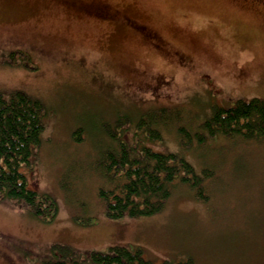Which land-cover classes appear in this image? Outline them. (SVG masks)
<instances>
[{"label": "rangeland", "instance_id": "374dc122", "mask_svg": "<svg viewBox=\"0 0 264 264\" xmlns=\"http://www.w3.org/2000/svg\"><path fill=\"white\" fill-rule=\"evenodd\" d=\"M263 2L0 0V92L44 102L43 141L23 170L57 204L45 220L0 201V264H43L59 243L140 247L154 264H264V140L199 128L216 107L264 100ZM161 108L181 119L149 144L184 154L207 177V201L180 183L162 212L111 218L99 194L107 132L118 115L130 129Z\"/></svg>", "mask_w": 264, "mask_h": 264}, {"label": "trees", "instance_id": "16d2710c", "mask_svg": "<svg viewBox=\"0 0 264 264\" xmlns=\"http://www.w3.org/2000/svg\"><path fill=\"white\" fill-rule=\"evenodd\" d=\"M47 108L43 101L23 91L0 92V201H16L41 219H52L57 204L49 194L33 188L23 170L30 166L43 141ZM181 110H150L131 122L118 115L107 132L109 144L102 147L98 166L107 182L99 190L111 218L148 217L162 212L178 184L198 188L197 198L207 201V177L197 173L184 154L154 150L150 142L162 139L161 127L172 128ZM210 135L243 140H264V100L239 99L233 106L216 107L199 127ZM183 130V129H182ZM180 130V131H182ZM79 131V130H78ZM127 132L131 136H127ZM201 143L200 133L193 135ZM183 138V137H182ZM204 177H202V176ZM43 264H154L140 247L116 245L106 252L81 253L68 244H55ZM163 264H194L190 258Z\"/></svg>", "mask_w": 264, "mask_h": 264}, {"label": "flooded vegetation", "instance_id": "af4514ba", "mask_svg": "<svg viewBox=\"0 0 264 264\" xmlns=\"http://www.w3.org/2000/svg\"><path fill=\"white\" fill-rule=\"evenodd\" d=\"M264 1V0H263ZM264 3V2H263Z\"/></svg>", "mask_w": 264, "mask_h": 264}]
</instances>
